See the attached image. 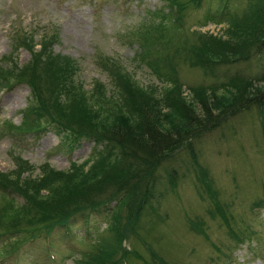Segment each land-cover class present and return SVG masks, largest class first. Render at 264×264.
<instances>
[{"label":"rangeland","instance_id":"obj_1","mask_svg":"<svg viewBox=\"0 0 264 264\" xmlns=\"http://www.w3.org/2000/svg\"><path fill=\"white\" fill-rule=\"evenodd\" d=\"M244 1L200 0L199 6L190 5L186 10L180 31L188 35L198 31L221 36L226 28L225 18L221 17L223 8L226 6L228 12L239 11ZM164 14L165 5L160 0H0V66L20 69L32 56L25 43L35 46L37 51L40 43L45 42L52 56L72 63V80L87 95L99 84L92 93L95 98L120 103L121 96L107 75L108 61L117 62L136 89L162 92L170 86L169 82H163L146 59L138 57L141 51L137 41L141 42L146 33L157 32L159 37H164V33L174 36L176 44L182 36L174 25L165 23ZM170 40L171 37H166L164 43L169 44ZM174 66L184 95L192 99L193 87L208 86L216 79L221 82L225 76L235 73L249 78L258 76L261 57L218 67L214 76L189 67L182 59H176ZM220 93L221 90L217 92ZM29 100L26 85L0 91L1 173L11 174L20 165L29 168L23 170L22 178H38L46 164L57 171L69 172L72 163L81 164L95 156V149H101L86 140L71 146L64 134L54 129L27 135L13 132L21 124ZM192 145L197 156L194 161L183 148L158 169L157 192L162 195L156 194L154 205L163 221L152 223L145 228L147 231L139 228L138 234L168 264H264L260 257L264 256V206H252L264 196V108H253L231 117ZM199 168L207 172L218 191L217 201L225 209L232 229L244 242L236 244L221 221L207 215L212 204L196 180ZM164 169L173 173L174 189L167 182ZM16 195L5 194L3 199L0 194V210L9 203L7 199L13 198L17 206L21 199ZM113 205L112 202L99 212L77 215L67 228H56L49 234L23 240L19 247L18 237L1 236L0 264H92L89 259L97 244L109 237L112 209L108 210ZM187 218L201 219L210 240L191 232ZM244 232L247 234L242 235ZM213 244L221 249L222 256ZM122 245L139 256L129 254L125 264H145L140 257L151 262L139 239L129 237ZM228 250L232 256L230 262L224 257Z\"/></svg>","mask_w":264,"mask_h":264},{"label":"trees","instance_id":"obj_2","mask_svg":"<svg viewBox=\"0 0 264 264\" xmlns=\"http://www.w3.org/2000/svg\"><path fill=\"white\" fill-rule=\"evenodd\" d=\"M160 1L166 9L165 23L174 25L182 37L174 44V36L164 33V37H159L153 32L143 35L142 41L137 43L141 51L138 57L145 58L163 82H169L170 86L162 92L136 89L128 75L121 72V66L106 59L107 75L121 96L120 103L95 98L92 93L99 84L87 95L72 80V63L52 56L45 42L40 43L37 51L35 46L25 43L32 56L20 69L0 66V91L7 92L17 85L29 88L30 100L23 111V120L13 132L27 135L54 129L64 134L71 146L84 140L101 146L95 149L93 158L81 164L72 163L69 172L57 171L47 164L38 178L21 177L23 170H29L27 166L19 165L11 174L0 172L1 198L5 199V194H18L21 199L17 206L13 198L7 199L9 203L0 210V237H18L19 247L23 240L49 234L56 228H67L77 215L99 212L113 202L108 210L112 209L109 237L97 244L89 261L125 264L129 254L138 256L122 245L132 237L139 239L149 254L151 262L140 257L145 264H168L138 234L139 228L147 231L145 228L152 223L163 221L154 205L156 194L162 195L157 192L158 169L183 148L194 161L197 156L193 141L215 131L239 113L264 108V0H245L239 11L228 12L225 6L221 17L225 18L226 28L221 36L198 31L190 35L181 33L186 10L190 5L199 6L200 0ZM166 37H171L169 44L164 43ZM254 56L261 57L258 76L249 78L235 73L225 76L221 82L216 79L208 86L193 87L192 99L186 98L176 77V59L214 76L218 67L245 63ZM163 172L174 189L173 173L165 169ZM196 175L212 204L207 210L209 218L220 220L236 244L244 242L232 229L225 209L217 201L218 191L213 188L207 172L199 168ZM252 206L263 207L264 196ZM187 228L210 240L201 219L187 218ZM213 247L222 256L221 249L215 244ZM224 257L232 261L230 250ZM260 257L264 259L263 255Z\"/></svg>","mask_w":264,"mask_h":264}]
</instances>
